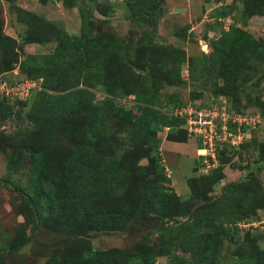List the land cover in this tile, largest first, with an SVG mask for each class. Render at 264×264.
<instances>
[{
	"label": "trees",
	"instance_id": "trees-1",
	"mask_svg": "<svg viewBox=\"0 0 264 264\" xmlns=\"http://www.w3.org/2000/svg\"><path fill=\"white\" fill-rule=\"evenodd\" d=\"M9 1L19 19L27 23L29 34L20 39L6 34L0 16V79L10 83L22 78L43 79L42 89L25 99L0 97V124L14 114L15 102L30 104L27 113L32 123L17 133L0 131V149H12L9 171L0 176V186L9 187L12 174L27 172V185L14 188L23 198L22 214L32 222V233L17 236L10 250L31 242L42 221L49 220L77 237L90 231L123 233L150 228L159 232L158 242L134 252L94 250L86 242L80 249L63 255L61 263L52 264H162L157 258L171 256L178 245L199 256V264H222L216 244L225 239L238 244L237 237L242 233L244 239L235 249L237 258L228 264H264V248L251 233L253 227L244 231L239 226L243 221H255L258 204H264V188L257 174L264 167V151L256 160V167H246V175L232 184L226 197L209 199V190L204 188L213 187L224 178L226 157L236 156L247 140L239 149L225 147L219 154L220 164L209 174L189 179L190 199L184 200L170 187L172 179L166 173L159 132L166 130V139L174 142L187 141L185 119L174 115L186 102H180L177 94L164 93L159 75L152 73L156 65L161 66L159 70L168 69L169 65L167 55L152 45L151 32H145L149 43L140 67L133 61L126 39L109 33L90 35L86 12L83 33L71 35L16 6L14 0ZM162 1L123 0L135 21L150 22L156 30L164 11ZM63 2L68 6L67 0ZM233 2L214 11L217 23L211 30L220 32V36L212 44L209 68L217 78L225 80L218 93L235 96L240 102L241 86L254 75L253 60L264 62V41L239 26L236 18L228 30L219 19L232 15L236 3L241 5L242 19L264 16V0ZM89 14L94 17L91 11ZM43 24L53 31L48 38L45 30L49 27L43 28ZM51 39L57 41L53 52L26 53V44ZM175 55L180 63L186 51L178 49ZM146 57L151 71L145 64ZM179 63L172 67L176 76H180ZM147 69L148 74L141 73ZM165 79L173 82L170 73ZM97 90L105 94L102 99L97 98ZM131 95L133 104L128 106L122 100ZM111 98L120 103L113 104ZM215 99L213 96L210 102L197 104L210 107ZM228 103L239 112L258 110L239 109ZM259 111L264 114V110ZM119 126L126 138L117 136ZM144 158H152L153 163L142 164ZM187 215L191 220L171 223L176 217ZM203 247H207L205 251ZM6 252L0 248V264H6Z\"/></svg>",
	"mask_w": 264,
	"mask_h": 264
},
{
	"label": "rangeland",
	"instance_id": "rangeland-1",
	"mask_svg": "<svg viewBox=\"0 0 264 264\" xmlns=\"http://www.w3.org/2000/svg\"><path fill=\"white\" fill-rule=\"evenodd\" d=\"M68 6L63 0H14L16 6L22 7L27 11L35 13L37 16L48 20L59 28L68 31L71 35H81L84 30V21L88 23L86 28L90 35H103L106 33L116 35L126 39L130 44L132 59L142 67L141 60L144 59L143 52L145 45V32H151L152 45H155L159 53L167 55L168 69H161L156 65L155 76L159 75L162 91L166 94L174 93L178 95L180 102H210L215 96L218 99L224 96L232 105L244 110H264V62L261 59L253 60L252 68L255 67L254 75L241 86L242 100L239 102L230 96L221 95L219 87L225 85V80L216 77V73L211 71L210 57L213 55V42L220 36V32L211 30L216 25L217 18L214 16L215 9L230 5L233 0H163L164 11L160 17L157 30L150 22L139 23L135 21L124 4L123 0H67ZM92 12L93 18L89 12ZM0 16L3 22V29L6 34L20 39L29 34L28 25L20 20L16 9L11 6V1L0 0ZM233 23L238 19L239 26L249 30L256 38L264 41V16L253 15L241 18V5L236 3L232 9V15L220 18L219 22L224 24L226 19ZM104 19L105 22H99ZM223 21V22H222ZM222 24V25H223ZM49 27L43 24L42 27ZM230 24L225 23V30ZM41 28V27H40ZM45 30V29H43ZM48 30L49 32H47ZM47 38L53 31L46 28ZM48 33V34H47ZM57 41L51 39L44 43L26 44L27 54L50 53L53 52ZM185 50L186 57L181 60L175 55L176 50ZM148 69L149 57L145 58ZM180 64V76H176V70ZM16 67L15 70H19ZM142 70L141 73L148 74L149 71ZM172 75L173 82H169L165 77ZM155 77V78H156ZM165 79V80H164ZM104 93L97 90V98L102 99ZM123 103L128 106L133 104V96L124 98ZM111 102L118 105V99L111 98ZM30 104L22 105L15 102L14 114L0 124V131L5 134L17 133L20 130L31 126L27 111ZM120 129V130H119ZM118 137L126 138V133L121 127L116 128ZM162 138L161 151L164 158L166 173L172 179L170 187L174 189L184 200L191 198L189 179L191 177L205 176L201 172V163L197 159L198 141L189 134H186V142H173L167 138V131L159 132ZM124 142V141H122ZM12 149L3 146L0 149V176L7 175L8 158ZM264 151V129L254 133L248 132L247 143L236 156L226 157L225 176L213 187L208 189L209 199L226 197L232 184L241 180L246 175V167H256V160ZM142 164L153 163L152 158H144ZM28 169L26 168L25 171ZM259 182L264 188V167L257 170ZM27 185V172L14 173L11 175V185L0 186V248L5 249L6 264H52L62 262V256L68 255L74 249H80L86 242L94 250H123L134 252L145 246L152 245L159 241V232L152 229H130L126 232L110 231H90L87 235L75 236L74 233L56 227L49 220L42 221V225L33 235L34 239L22 248L12 251L11 244L17 236L26 232L32 233V222L29 217L22 214L23 198L21 192H17L14 187ZM195 211L193 210V213ZM254 220L257 222L251 233L258 237L259 246L264 248V204H258L254 212ZM191 220L190 215L186 217H176L171 223L176 225L180 222ZM155 220H153L154 222ZM150 224V222H146ZM247 230V229H246ZM245 230V231H246ZM243 233L240 234L238 244L225 239L217 243L219 259L222 264H228L237 258L235 249L244 239ZM212 241H210L211 243ZM207 247H203L205 251ZM201 258L191 252L186 251L178 245L171 256H161L157 258L158 263L162 264H199ZM96 264H102L97 262Z\"/></svg>",
	"mask_w": 264,
	"mask_h": 264
},
{
	"label": "built area",
	"instance_id": "built-area-1",
	"mask_svg": "<svg viewBox=\"0 0 264 264\" xmlns=\"http://www.w3.org/2000/svg\"><path fill=\"white\" fill-rule=\"evenodd\" d=\"M226 22L231 24L229 18ZM226 22L224 21V25ZM42 81V78H22L10 83L0 79V97L25 99L42 89ZM174 115L185 119L183 127L198 141L197 159L200 160L201 172L204 174H209L220 164L219 154L225 147L239 149L247 140L248 132L264 129L263 112L233 110L224 96L215 99L210 107H202L192 101L186 102L174 111ZM256 225V221L239 223L244 231Z\"/></svg>",
	"mask_w": 264,
	"mask_h": 264
},
{
	"label": "crops",
	"instance_id": "crops-1",
	"mask_svg": "<svg viewBox=\"0 0 264 264\" xmlns=\"http://www.w3.org/2000/svg\"><path fill=\"white\" fill-rule=\"evenodd\" d=\"M174 142V141H173ZM179 143H185V142H179ZM197 154V153H196Z\"/></svg>",
	"mask_w": 264,
	"mask_h": 264
}]
</instances>
